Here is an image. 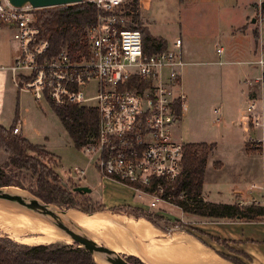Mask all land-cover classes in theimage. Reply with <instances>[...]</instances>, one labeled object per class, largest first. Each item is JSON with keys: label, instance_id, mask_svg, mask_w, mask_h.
<instances>
[{"label": "built area", "instance_id": "built-area-1", "mask_svg": "<svg viewBox=\"0 0 264 264\" xmlns=\"http://www.w3.org/2000/svg\"><path fill=\"white\" fill-rule=\"evenodd\" d=\"M92 4L97 16L86 28V47L54 53L41 38L35 10L26 3L12 5L0 0V29L7 28L18 43L19 55L10 67L19 91L30 93L35 101L45 100L53 107L70 104L95 107L98 114L96 137L81 150L104 178L150 196V207L170 203L167 184L183 169V142L176 141L172 127L186 100L180 77L185 64L181 39L173 47L157 52L144 49L142 33L129 26L138 12V0H82ZM253 22L257 57L262 68L255 78L264 94V0L254 2ZM221 47L215 53L221 54ZM95 82L96 94L86 96L82 89ZM249 100L245 112L253 127L261 125L262 110ZM20 132V123L12 129ZM261 198L252 204L264 208V149L260 154ZM84 169L74 175L81 178ZM253 186V185H252ZM254 187V186H253ZM180 198L186 197L181 192ZM264 221V219H263Z\"/></svg>", "mask_w": 264, "mask_h": 264}, {"label": "rangeland", "instance_id": "rangeland-1", "mask_svg": "<svg viewBox=\"0 0 264 264\" xmlns=\"http://www.w3.org/2000/svg\"><path fill=\"white\" fill-rule=\"evenodd\" d=\"M241 10L242 6L239 2V7L237 10L235 9L233 12L235 15H233L231 18L233 20L238 19L241 14ZM132 17L133 22L137 19L144 25L149 23L151 30L154 33L160 34L167 39L174 38L176 35H178L179 25L181 24L179 17V0H149L147 8L145 7L142 10L139 9L138 14L136 13ZM224 20L222 18V21H224L225 25H227L229 20H227L225 17ZM245 25L248 32L246 33L248 34L247 37L244 36V38H242L239 36L238 40L241 43L235 42V44H242L244 42V45H247L250 42L251 47V31L249 32V30L252 28L251 25H253L254 28L255 25L254 23H246ZM206 26L208 27H203L202 33H199V28L197 27H190L189 30L192 36H196L194 37L196 40L201 39V46L207 53L206 56L209 57V60H216L217 57L213 53L215 47L221 45L226 50L231 42H226V40L222 39L217 41L213 38L215 33L213 27H210L207 24ZM223 27L224 26H221L219 29L222 30ZM199 34L201 35L199 36ZM225 53L226 52L224 51V54H220L219 59L221 61L225 60ZM18 55L19 47L17 41L13 37L12 31L7 28L0 29V125L5 128H10L19 122L20 132L17 135L22 133L23 137L25 136L31 143L42 146L45 151L50 152L53 156L47 159L43 158L42 155L37 156L48 167L57 172V174H59L62 179L66 180L69 175H74L76 169L84 168L86 169L85 175L87 177V182L91 179L90 176L93 177L94 175L95 177L93 178H98V181L93 183V193H97L99 196H108L110 194L109 190H104L103 184L99 180V173L94 169V164L90 157L81 149H76L72 145L67 133L55 115L52 106L45 100H41L39 102L35 101L30 93L19 91L17 88V85L13 81L10 67L14 64ZM243 68L244 65L240 63L223 62L221 65L205 64L198 68V72L193 74L190 73L187 78H184V93L187 97L186 114L175 122L172 127V134L176 141L183 143H213V149L209 153L205 163L203 186L204 190L208 193L207 198L209 200L218 199L226 201L228 198L223 191L226 184L237 183L242 180V176L244 175H246L248 178H252V181H258L261 178L260 160L256 154L252 157V172L250 176L247 173H240L239 169L244 166V168H242L244 170L249 163L248 161L246 162L248 157L245 156L242 151H238L239 146L237 142L242 137V133L240 132V127L237 120L236 123H234L235 126H232L234 131H229L230 127L228 125V120L230 117L227 113H225L224 110V103L229 106V104H232L235 100H241L238 106L240 110L241 104H245L247 90L254 88L257 90L256 98H251V100H254L255 107L259 106L260 104L261 96L259 93V88L255 86L254 83H245V79L240 78V71ZM82 89L85 91L86 96H93L96 94L95 82H92L89 88L84 89L83 86ZM247 101L249 102V100ZM217 118L220 120L217 121ZM260 122H262L263 125L255 127L256 132L258 135H261V133L264 135L263 116L262 119H260ZM30 154L36 155L35 153ZM9 156V153L0 148L1 189L6 192L9 190L19 193V195L37 198L40 202L48 203L52 210H73L77 214L83 213L82 211L75 208L66 209L65 206L58 201H46L43 198V196H47L46 192H41L42 196L38 194L40 193V190L36 188L35 178L31 175V172L8 165L7 162L9 160ZM85 175L79 179L83 180ZM79 179H70V182L71 184L72 182H79ZM65 183L67 184V182ZM67 186L70 187L69 184H67ZM216 191H220L221 194H216ZM135 199L136 202L145 205H149L151 200L150 196L139 193H136ZM10 202L16 203L17 205L26 209L17 202ZM98 203L99 202L96 199H92L90 203L84 202V199H81L77 204L80 206L84 205V208L91 210L96 208V206L99 205ZM158 206L159 208L165 210L163 211V220H159L157 217H154L156 214H159L154 212H160V210L157 208H151L152 211L144 212L146 214L152 215V220L158 226L157 228L160 230V232H158V235L155 238L161 239L163 241L162 246H170L171 244H167V240L165 241L164 238H160L159 235L168 236V238L170 237L173 239L176 235L185 234L188 237L192 238V236H194L195 238L203 241L207 246L213 248V251L215 252L217 251L229 257L239 258L233 252L220 247L207 237L206 234H208V232H215L213 229L215 224H213V222L218 221H196L194 218H192V216L196 215L184 214L179 207L173 205L172 203L158 202ZM21 207L19 208L22 209ZM24 209L22 210L25 211ZM13 212L20 216L21 219H24L27 216L26 214H21L15 211ZM104 213L110 214L105 211L96 212V215ZM101 217L103 218L101 221L97 218H93L98 229L95 234L86 231V233L92 236L99 244H106L113 248L114 242H121L124 245L126 242L128 247H134V245H132L128 239L129 236H132L134 240L140 242L142 245L141 249H143L146 254L152 258H148L147 256V258L133 256L140 261V264H156L155 261L159 264H166L163 260L160 258L158 259L154 255L151 248L152 243L136 230L135 233L134 229L131 228L129 224L123 225L120 223H114L107 216ZM25 219H27V217ZM65 223L67 226L72 228V226H70L67 221H65ZM151 225L155 226L152 223ZM58 230L59 229H57V231ZM58 232H61L65 237H67V235L61 230ZM22 236L36 237L39 236V234H20V237ZM0 238L10 241L11 243L9 244L11 245L18 244L32 246L38 244H67L76 246V244L70 238L68 242L65 240H59L55 241L54 243H22L10 237V235L2 228H0ZM155 245L159 246V244ZM200 245L202 246L201 243ZM134 248L135 249L133 252H127L124 254H128L127 257H129V255H134L136 252H142L138 248ZM209 251L213 253V251ZM117 252L123 253L120 251ZM130 261L135 262L134 259H131ZM221 262L224 261L221 260Z\"/></svg>", "mask_w": 264, "mask_h": 264}, {"label": "trees", "instance_id": "trees-1", "mask_svg": "<svg viewBox=\"0 0 264 264\" xmlns=\"http://www.w3.org/2000/svg\"><path fill=\"white\" fill-rule=\"evenodd\" d=\"M35 14L41 38L49 41L52 51L56 53L62 47H67L69 52L74 53L77 49L83 50L86 47V28L95 23L97 11L92 4L73 3L39 8L35 10ZM129 27L141 31L146 51L157 52L166 48L165 40L151 36L147 27L137 19ZM52 109L76 149H81L85 144L94 140L98 125V114L95 107L74 103L62 107L52 106ZM176 113L181 114L179 104L176 105ZM13 127L5 128L0 125V148L10 154L8 165L31 172L35 178V186L40 190L38 193L40 196H42L41 192H46L47 196H43L46 201H58L66 209L75 208L84 213H93L104 209L103 205H98L91 210L84 208V205H78L77 203L81 199L88 203L92 199L88 197L87 193L73 192L70 190L71 187L64 186L59 174L37 156L42 155L47 159L53 155L45 151L42 146L35 145L27 138L14 134ZM245 146L248 150V143H245ZM212 149L213 143L185 142L183 144L182 172L174 182L167 184L165 188V193L172 195L170 203L179 207L186 214L202 218L245 222L263 221L264 208L261 206L252 203L247 205L216 203L202 198L205 163ZM181 192L186 197L180 198ZM114 209L142 216L157 226L152 220V215L146 214L140 208L130 206L110 208V210ZM154 217L159 220L164 219V216L160 214H156ZM208 237L225 249L246 258L242 252L229 248L225 240L211 235ZM9 243L11 242L0 238V264H96L92 254L76 243V246L67 244L32 246L12 244V246ZM216 253L232 264H244L235 257L226 256L221 252ZM126 259L131 263L140 264V261L133 256L126 257ZM131 259H134L135 262L130 261Z\"/></svg>", "mask_w": 264, "mask_h": 264}, {"label": "crops", "instance_id": "crops-1", "mask_svg": "<svg viewBox=\"0 0 264 264\" xmlns=\"http://www.w3.org/2000/svg\"><path fill=\"white\" fill-rule=\"evenodd\" d=\"M148 2L149 0H138V3H139L138 12H139V9L142 10L145 7L147 8ZM239 2L241 3V6H242L241 14L238 17V19L233 20L231 17L235 15V13L233 12L235 11V9L237 10V8L239 7ZM254 2H255L254 0H251V1L250 0H179V17L181 20V24L179 25L178 35H176L174 38H171V39H167L166 37L160 34L154 33L151 30L149 23H147L146 25H144L141 22L140 23L143 26L147 27L151 36L162 38L163 40H165L166 48L173 47V42L176 38L181 39L180 50H181L182 58L185 64L182 66L180 70L181 72L180 82H181V87L184 92H185L184 78L185 77L187 78V76L190 73L193 74L195 72H198V68L202 65H205V64L221 65L223 62L243 64L244 68L240 71L241 73L240 78L242 79L244 78L245 83H248V84L254 83L255 86L259 88V83L255 82L254 79L260 75V71L262 70V68H259V66L254 63V60L257 57L254 26L251 25L252 28H250L249 30V32L251 31V47H250V42L247 45L246 44L244 45V42L242 44H235V42L241 43L238 40L239 36L244 38V36L247 37L248 35L246 34L248 32H247V27L245 24L252 23L251 20L254 14ZM224 17L227 20H229L227 25H225L224 23L225 21ZM222 18L224 21H222ZM206 24L209 25L210 27H213L214 32H215L213 35L214 39H216L217 41H220L222 39V40H226V42H231V44L227 47L226 50L221 45L217 46V47H221L222 49L221 54L222 53L224 54V51L226 52L224 61H221L219 59L220 55L215 53V49L217 47H215L213 51L214 55L217 57L216 60H209V57L206 56L207 53L204 51V48L201 46V39L196 40L194 38L196 36H192L190 33V30H189L190 27H197L199 28L198 29L199 33H202L203 27H208L206 26ZM221 26H224L222 30L219 29ZM200 35L201 34H199V36ZM256 92L257 90L255 88L247 90L246 98H245L246 101L244 100L245 104L244 103L241 104L240 110L238 106L241 100L240 101L235 100L232 104H229V106H227L224 103L225 113H227L230 117L228 120V125L230 127L229 131H234V128L232 126L234 125V123H236V120H237L238 125L240 127V132L242 133V137L240 138L239 136L240 139L237 142L239 146L238 151H242L243 154L248 157L246 162L248 161L249 163L247 164L246 168L243 170L242 168H244V166H242V168H240L239 171L240 173H244V174L247 173L249 174V176L252 172V162H251L253 159L252 157L256 154L260 160L261 151L262 149H264L263 133H261V135L257 134L256 128L251 125V123L249 122V118L247 117V113L245 112V107L248 102L247 100H250L251 98H256ZM260 96H261L260 104L259 106L255 108L257 111L261 109L263 113L262 116L264 117V94L260 93ZM186 100H187V97H186ZM186 100L182 105L180 118L186 114L185 113L187 109ZM219 120L220 119L217 118V121ZM261 125H263L262 122H261ZM20 135L23 137L22 133ZM245 143H248V146H247L248 150H246ZM85 173H86V169H84V175ZM93 177L95 176L93 175ZM93 177L90 176L91 179L88 180V182L86 179L87 178L86 175L83 178V180L70 176V175L67 177L66 180L62 178L61 179L63 183L65 182L68 183V181L70 182V179H75V178L80 180L79 182H72V184L70 182L69 183L70 187L73 184H75L76 186L80 185V186L89 187L91 191L87 193L88 197L91 199L98 200L99 202L98 204L104 206L103 210L96 211V212L106 211L110 214L117 213L125 217H130V218L137 219V220L143 219L145 220L146 223H149L150 225H151L150 221H148L146 218L142 216H135L132 213H124L118 209L110 210V208H117L119 206H130L132 208H140L143 211H152L151 208H157L160 210V212L157 211L154 213H159L160 215L163 216V211L165 210L162 208H159L158 203L156 207H150V205H145V204L136 202L135 195L137 192L134 189L118 184L107 178H104L100 174H99V180L102 182L104 190H109L110 194L108 196H105V195L99 196L97 193H93V189H92L93 183H96L98 181V178H93ZM242 177H243L242 180L237 183L226 184L223 190L228 198L226 201L218 200V199L209 200L207 198L208 193L204 190V187H203L204 179H203L201 196L206 201H211V202H216V203H228V204L236 203L238 205H247L253 201H258L262 195L261 190L258 188V186L261 183V178L258 181L257 180L252 181V178H248L246 177V175ZM216 194H221V192L216 191ZM96 212H93V214H95ZM192 218H194L196 221H199V222L202 220H205L207 222L208 221L209 222L218 221V222H213V224H215L213 226V229L215 230V232L214 233L211 231L208 232V234H206L207 237L211 235L218 239H223L227 242V245L229 248H232L235 251L242 252L246 256V258L236 255L235 253L234 254L238 256L239 258L237 257L236 258L239 259L244 264H264V221L245 222V221L228 220V219L213 220V219L202 218L198 216H192ZM129 226L133 228L132 223L131 225L129 224ZM151 226L157 229L158 232H160V230L157 228L158 226L156 227L153 225ZM134 232L136 233L135 229H134ZM159 237L164 238V239L168 238V236H160V235ZM192 237L195 240H197L199 243H201L203 246H205V248L213 251V248L207 246L206 243H204L203 241L201 242L199 239L195 238L194 236ZM128 239L130 243L134 245V247L138 248L142 246L140 242H137L136 240H134L132 236H129ZM172 242H173V239H172ZM125 246H127L126 242H125ZM159 246L164 247L162 246V243H160ZM219 246L223 247L222 245H219ZM134 247H128V248L132 250ZM151 248L153 249V246ZM218 250L221 251L220 249ZM216 252L213 251L214 255H216L218 258H220L222 261L226 262L227 264H232L228 260L220 257ZM124 253H127V252H124ZM124 253H120V254L127 257L128 254H124ZM129 256H135V255H129ZM135 257L146 258L145 256H141V255L135 256Z\"/></svg>", "mask_w": 264, "mask_h": 264}, {"label": "bare ground", "instance_id": "bare-ground-1", "mask_svg": "<svg viewBox=\"0 0 264 264\" xmlns=\"http://www.w3.org/2000/svg\"><path fill=\"white\" fill-rule=\"evenodd\" d=\"M8 192L12 194H19L9 190ZM17 206L19 205H17L16 203L0 198V228L4 229V231L10 235V237L22 243H54L55 241L59 240H65L67 242L69 241V238L65 237L61 232L59 233V230L57 231V229L44 218L38 217L31 211L19 206L25 210L23 211ZM13 211L21 214H26L27 219H25L26 217L24 219H21V217L16 215ZM66 216L77 226L92 234H95V232L98 231L97 226L95 225V220L93 218H97L101 221V219H103L101 216H107L114 223H120L123 225H131L132 223L133 228L152 243V251L157 256V258H160L166 264H227L226 262H221V259L215 256L203 245V247L200 246V243L197 240L196 242L193 237L192 239L185 234L174 236L173 242L172 238H166L165 241L167 240L166 242L167 244H171L170 246L160 247L155 245L160 244L163 241L161 239L155 238L158 235V231L148 223H146L143 219L134 220L121 214L110 215L105 213L97 215L95 213L91 216H87L86 213L77 214L73 210H67ZM25 233L39 234V236L20 237V234ZM108 247L110 246L108 245ZM112 249H115L116 252L120 251L124 253L130 251L133 252L135 248L131 250L121 242H114V247ZM138 249L141 250L144 254L142 252H136L134 254L135 256L141 255L145 257L147 256L148 258L150 257L143 249H141V247H138ZM94 260L98 264H108L99 254L94 255ZM155 263L159 264L156 261Z\"/></svg>", "mask_w": 264, "mask_h": 264}, {"label": "water", "instance_id": "water-1", "mask_svg": "<svg viewBox=\"0 0 264 264\" xmlns=\"http://www.w3.org/2000/svg\"><path fill=\"white\" fill-rule=\"evenodd\" d=\"M82 0H9L14 6H21L26 3L33 7L43 8L58 6L64 4L79 3ZM253 22V19L251 20ZM67 186L66 183L63 184ZM73 192L89 193L91 189L87 186H73L70 188ZM0 198L17 202L26 209L30 210L38 217L44 218L52 226L64 232L68 238H70L79 247L84 248L92 256L99 254L104 261L108 264H134L129 262L125 256L109 248L107 245L99 244L92 236H90L84 229L77 226L67 216V210L56 211L50 208V205L45 202H40L37 198L24 196L19 194H11L0 188ZM87 216L93 215V213H86ZM67 221L72 228L66 225Z\"/></svg>", "mask_w": 264, "mask_h": 264}]
</instances>
